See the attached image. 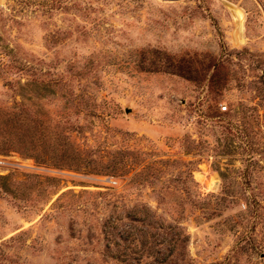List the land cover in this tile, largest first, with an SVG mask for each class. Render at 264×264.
<instances>
[{
  "label": "rangeland",
  "instance_id": "obj_1",
  "mask_svg": "<svg viewBox=\"0 0 264 264\" xmlns=\"http://www.w3.org/2000/svg\"><path fill=\"white\" fill-rule=\"evenodd\" d=\"M0 264H264V0H0Z\"/></svg>",
  "mask_w": 264,
  "mask_h": 264
},
{
  "label": "built area",
  "instance_id": "obj_2",
  "mask_svg": "<svg viewBox=\"0 0 264 264\" xmlns=\"http://www.w3.org/2000/svg\"><path fill=\"white\" fill-rule=\"evenodd\" d=\"M222 111H226V107H222Z\"/></svg>",
  "mask_w": 264,
  "mask_h": 264
},
{
  "label": "bare ground",
  "instance_id": "obj_3",
  "mask_svg": "<svg viewBox=\"0 0 264 264\" xmlns=\"http://www.w3.org/2000/svg\"><path fill=\"white\" fill-rule=\"evenodd\" d=\"M200 177V176H199Z\"/></svg>",
  "mask_w": 264,
  "mask_h": 264
}]
</instances>
